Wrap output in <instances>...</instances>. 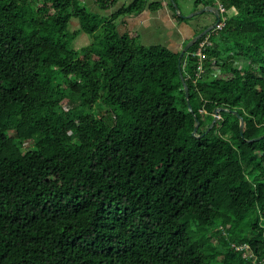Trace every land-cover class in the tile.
I'll return each instance as SVG.
<instances>
[{"label": "trees", "instance_id": "16d2710c", "mask_svg": "<svg viewBox=\"0 0 264 264\" xmlns=\"http://www.w3.org/2000/svg\"><path fill=\"white\" fill-rule=\"evenodd\" d=\"M202 2L226 24L182 57L190 111L182 49L114 23L148 0H0V264H264V0Z\"/></svg>", "mask_w": 264, "mask_h": 264}, {"label": "crops", "instance_id": "0c3cea01", "mask_svg": "<svg viewBox=\"0 0 264 264\" xmlns=\"http://www.w3.org/2000/svg\"><path fill=\"white\" fill-rule=\"evenodd\" d=\"M82 1L89 11L112 19L135 0H115L112 5L104 9L97 4L96 0ZM202 1L174 0L178 5V10H176V8L171 7V4H173L171 0H148L143 10L133 14L116 16L114 17V23L121 35L137 36L143 45H161L173 51H180L193 37L206 28V20L204 18L210 22L215 21L212 12L189 16L193 12L208 7ZM218 4L219 2L213 6L218 8ZM155 5L159 7L152 8ZM181 14L189 17L184 18ZM69 28L72 32L78 31L80 29L79 20L72 18L69 21ZM91 39L86 33L80 32L74 38L73 46L76 49H81L90 44Z\"/></svg>", "mask_w": 264, "mask_h": 264}, {"label": "water", "instance_id": "95a60500", "mask_svg": "<svg viewBox=\"0 0 264 264\" xmlns=\"http://www.w3.org/2000/svg\"><path fill=\"white\" fill-rule=\"evenodd\" d=\"M171 2L173 3V5H174V7L176 8V10H178V5L174 2V0H171ZM208 12H212L213 14H214V17H215V21H213V22H210L209 20H207V19H205L204 18V20H206V23H205V25H206V28L200 33V34H198V35H196L195 37H193L185 46H184V48L182 49V51H181V53H180V57H179V71H180V76H181V79H182V82H183V84H184V87H185V94H186V99H187V102H188V104H189V110L190 111H192V107H191V105H190V93H189V89H188V86L186 85V83H185V80H184V77H183V72H182V67H181V61H182V57L184 56V54L186 53V52H188L189 51V49H190V47H192L196 42H198V40L199 39H201L203 36H205L208 32H210L218 23H219V21H220V18H221V16H220V12H219V10H218V8L217 7H215V6H208V7H205V8H203V9H201V10H198V11H196V12H193L192 14H190L189 16L191 17V16H194V15H196V14H206V13H208ZM177 14V13H176ZM181 16L182 17H184V18H187V17H189V16H185V15H182L181 14ZM223 110H225V109H223V108H216L215 109V115H214V119H213V121H212V123H211V125H210V127L208 128V130L207 131H210L213 127H214V125H215V123L217 122V120H218V118H219V113L221 112V111H223ZM234 113L239 117V119H240V131H241V134H242V136H243V131H244V119L239 115V113L237 112V111H234ZM195 121L197 122L196 123V126H195V128H194V131H193V134H197V132H198V127H199V121H198V117L195 115ZM204 134H201L199 137H202ZM264 137V135H262V136H260V137H257V138H254V139H251V141H257V140H260V139H262Z\"/></svg>", "mask_w": 264, "mask_h": 264}, {"label": "built area", "instance_id": "2783aa9c", "mask_svg": "<svg viewBox=\"0 0 264 264\" xmlns=\"http://www.w3.org/2000/svg\"><path fill=\"white\" fill-rule=\"evenodd\" d=\"M218 10H219L220 16H221L219 23L212 29V31L208 32L204 36V39L200 41L197 50L192 53V55L198 59V66H197L198 74H201L204 72V66L203 65H204V61L206 59V54H205L204 50L207 46L213 45V42L211 40V36L213 34H218V32L221 31L226 24V16L224 15L226 12V8L220 2L218 4Z\"/></svg>", "mask_w": 264, "mask_h": 264}, {"label": "rangeland", "instance_id": "374dc122", "mask_svg": "<svg viewBox=\"0 0 264 264\" xmlns=\"http://www.w3.org/2000/svg\"><path fill=\"white\" fill-rule=\"evenodd\" d=\"M212 31V30H211ZM89 36V35H88ZM90 37V36H89ZM216 41H218V39H219V36H217L216 38ZM92 41V40H91ZM72 45H73V42H72ZM74 47V46H73ZM223 46H221V49H223L222 48ZM75 48V47H74ZM76 49V48H75ZM224 59H226V56H224L223 57ZM236 66L237 67H240V68H245V67H247V65L249 64L248 63V61L246 60V59H244V58H242V57H239L238 59H236ZM64 104H67V102L65 101L64 102ZM104 111H101L100 112V115H104ZM6 136L8 135V134H5ZM261 224L264 226V222H261ZM252 235V233L250 234V236ZM242 247H244V248H247L248 246H246V245H243V246H239V249H241ZM253 255V254H252ZM254 256V255H253ZM254 258H255V256H254Z\"/></svg>", "mask_w": 264, "mask_h": 264}]
</instances>
